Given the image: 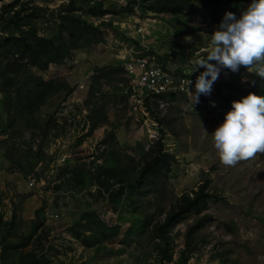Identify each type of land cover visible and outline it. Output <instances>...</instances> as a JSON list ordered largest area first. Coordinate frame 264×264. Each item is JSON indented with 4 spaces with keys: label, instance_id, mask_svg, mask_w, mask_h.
<instances>
[{
    "label": "rangeland",
    "instance_id": "374dc122",
    "mask_svg": "<svg viewBox=\"0 0 264 264\" xmlns=\"http://www.w3.org/2000/svg\"><path fill=\"white\" fill-rule=\"evenodd\" d=\"M9 1L0 0V9ZM33 1L55 8L68 0ZM107 1L124 4L128 0ZM152 13L146 14L154 20L148 22L145 49H152L156 58L162 59L163 64L171 69L191 70L194 61L206 55L213 32H185L189 26L199 24L195 16L185 17L182 24L176 16ZM84 15L88 21L103 23L100 29L104 41L88 49H75L68 60L55 68L47 71L34 69L44 78L61 76L74 86L55 114L59 136L45 142L44 157L39 159L36 156L35 165L25 176L21 174L20 166L2 158L3 149L0 147V248L1 236L5 234L14 244L29 239L26 246L15 248L14 244L11 245L5 262L18 264L19 253L31 251L36 258H46L45 264H264V154L235 167L220 163L212 133L230 110L217 95L196 107L183 103L179 97L168 98L165 108L153 110L145 121H136L128 112L125 101L114 92V86H120L122 81L121 73H116L108 83L102 77V92L91 95L93 74L118 63L114 40L131 44L117 34L121 31L125 35L121 22L128 21L132 25L141 16ZM108 21L111 26L106 25ZM36 22L38 31L46 33L47 26ZM3 32L5 29L0 23V35ZM185 37H191V42H186ZM180 45L184 46L181 48ZM182 49L184 54L180 56ZM202 71L204 69L200 68L194 73ZM232 75H237L239 83L258 77L254 68L239 69L235 73L223 68L219 76L220 80H225ZM93 102L103 107L105 118L80 144H76L87 133L91 117L98 119L102 115L99 111L91 112ZM55 108L53 104L41 112L44 114ZM160 135L164 149L174 157L170 170L155 186L160 193L152 191L143 195L136 192L131 196L125 193L113 212L108 203L90 195L94 186L79 191H70L64 185L57 187L63 183L58 177L62 166L69 168L73 163H102L105 160L111 164L114 159L127 162L128 156L139 161ZM17 140H25L23 145H31L33 149L40 142L38 136L32 138L27 132ZM31 176L41 178L43 184L38 180L36 185L29 186ZM206 178L210 180L209 192L220 197L210 201L203 212L212 219L205 221L188 240L185 231L195 215L189 214L177 223L169 233L172 258L161 260L159 253L163 243L151 232V225L164 217L160 208L166 210L177 196L196 189ZM91 209H95L106 224L120 225L117 237L93 246H86L80 240L89 232H83L77 238L75 233L81 229L77 221L83 212ZM49 213H56L57 217L49 218ZM42 217L45 218L42 226L30 236L34 221ZM182 252V256H187L184 263H181ZM1 262L4 264L0 257Z\"/></svg>",
    "mask_w": 264,
    "mask_h": 264
},
{
    "label": "trees",
    "instance_id": "16d2710c",
    "mask_svg": "<svg viewBox=\"0 0 264 264\" xmlns=\"http://www.w3.org/2000/svg\"><path fill=\"white\" fill-rule=\"evenodd\" d=\"M251 2L252 0H198L197 2L192 0H128L124 4H119L112 1L106 3V0H68L55 8L39 5L33 0H10L3 3L0 9V23L5 29V32L0 35V94L2 96L0 135L3 136L0 138V147L3 149L2 158L20 166L23 172L21 174L25 176L35 165L34 158L44 157L45 142L59 136L55 114L60 109L61 103L73 91L74 86H71L64 77L44 78L43 75L35 73L34 69L50 70L68 60L75 49H88L104 41L100 29L103 23L88 21L84 14L91 17H103L104 15L125 17L138 14L144 17L148 12H153L176 16L182 24L185 23V17L195 16L199 19V24L189 26L185 32L189 33L194 30L214 32L226 12H232L239 18ZM36 21H39L40 25L47 26L46 33L38 31ZM203 23L206 25H202ZM106 25L111 26V21H108ZM117 34L124 41L133 43L137 49L143 48L138 40L125 36L121 31ZM183 46L180 45L181 48ZM148 53L155 54L152 49H149ZM183 54L182 49L179 55ZM180 58L183 62L182 57ZM157 60L163 64L162 59ZM181 69L182 67H178L176 70L181 71ZM244 69L246 68L240 67V70ZM116 73H122L119 63H113L106 70L94 73L90 94H100L102 77H105L108 83ZM114 92L125 101L120 86L115 85ZM249 93L264 96V79L256 77L239 83L237 75H232L217 84L215 95L228 110H231L233 101L240 100ZM170 98L176 99L177 96L171 94ZM53 104L56 105V110L42 114L41 111L53 107ZM94 111L101 112V117L96 119L90 116L91 123L87 133L80 137L76 144H80L85 136L91 134L103 122L105 118L103 107L93 102L91 112ZM23 132H27L32 138L36 136L40 138L35 149L31 145L25 147L23 145L25 140H17ZM26 152H31L32 155ZM128 158L127 162L114 159L111 164L105 160L102 163L94 161L90 164L73 163L69 168L67 165L62 166L58 177L62 178L63 183L57 187L64 185L70 191H79L88 190L94 186V191H89L90 195L95 200L99 199L101 202L108 203L110 208H115L114 211L118 208V203L125 193L129 196L136 192L143 195H148L152 191L160 193L155 186L160 184L162 178L170 170L171 160L174 159L173 155L164 149L162 135L145 150L139 161L131 156ZM159 179L161 180L157 182ZM209 181L206 178L196 189L177 196L166 210L160 208L164 217L151 225V232L163 243L159 253L161 260L169 261L172 258L169 233L177 223L189 214L195 215V219L185 231V238L188 240L205 221L212 219L211 215L203 212L210 201L219 200L220 197L214 192H209ZM44 217L36 218L30 236L35 235L42 226ZM77 226L81 228L75 233L77 238H80L81 233L89 232L80 238L86 246H93L117 237L120 230V225L117 223L106 224L95 209L83 212L77 221ZM8 236V234L1 236L0 257L4 264H9L5 260L8 258L9 247L14 244ZM28 244L29 239H25L14 244V247L19 248ZM186 259V255L182 256L181 263H184ZM17 262L18 264H45L47 259L36 258L35 254L27 251L19 253Z\"/></svg>",
    "mask_w": 264,
    "mask_h": 264
},
{
    "label": "clouds",
    "instance_id": "9594fccd",
    "mask_svg": "<svg viewBox=\"0 0 264 264\" xmlns=\"http://www.w3.org/2000/svg\"><path fill=\"white\" fill-rule=\"evenodd\" d=\"M185 38L191 42V37ZM241 66L254 68L255 75L264 79V0H252L239 18L232 12L225 13L211 34L206 55L195 60L191 68V73L204 69L196 78L194 93L189 91L191 81H187L192 103H199L201 95L211 94L221 69L235 73ZM212 141L220 163L226 167L264 154V96L249 93L233 101L212 133Z\"/></svg>",
    "mask_w": 264,
    "mask_h": 264
},
{
    "label": "built area",
    "instance_id": "2783aa9c",
    "mask_svg": "<svg viewBox=\"0 0 264 264\" xmlns=\"http://www.w3.org/2000/svg\"><path fill=\"white\" fill-rule=\"evenodd\" d=\"M138 16L140 17V15ZM153 20L146 15L135 19L132 25L128 21L121 22L125 35L128 34L130 38L138 40L143 48L137 49L133 43L127 45V43L124 44L123 41L118 39L114 40L115 56L122 67L121 93L125 97L126 105H128V112L134 116L136 121H145L153 110L165 108L168 104L167 99H171V94H174L177 98H181L182 102L184 103L185 101L190 107L191 105L192 107H196L200 102H204L206 99L214 96L217 84L220 81H224L220 80L219 76L218 80L213 84L211 94L209 96L201 95L199 103L193 104L187 90V81H191L189 91L194 93L195 81L199 73H191L190 68L177 71L176 69L164 66L157 60L154 54L148 53V50L145 49L146 36L149 35L147 31L148 22ZM242 78L243 76H240V79ZM62 159L64 160V157ZM38 180L43 184L41 178L35 176L29 177V186L36 185ZM48 217L54 218L57 217V214L49 213Z\"/></svg>",
    "mask_w": 264,
    "mask_h": 264
},
{
    "label": "crops",
    "instance_id": "0c3cea01",
    "mask_svg": "<svg viewBox=\"0 0 264 264\" xmlns=\"http://www.w3.org/2000/svg\"><path fill=\"white\" fill-rule=\"evenodd\" d=\"M101 30H102V29H101ZM101 32H102V31H101ZM115 58H116V57H115ZM108 208H109V210H111V211H114V209H115L114 207H111V208H110L109 205H108Z\"/></svg>",
    "mask_w": 264,
    "mask_h": 264
}]
</instances>
